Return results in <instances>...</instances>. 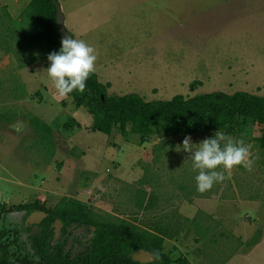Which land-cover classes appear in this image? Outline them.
Instances as JSON below:
<instances>
[{"label": "rangeland", "instance_id": "374dc122", "mask_svg": "<svg viewBox=\"0 0 264 264\" xmlns=\"http://www.w3.org/2000/svg\"><path fill=\"white\" fill-rule=\"evenodd\" d=\"M29 1L0 0V227L34 230L36 215L9 209L38 200L53 206L71 195L104 217L158 224L162 249L185 264H264L261 128L234 117L207 132L161 129L142 141L129 125L125 134L117 126L110 134L92 129L86 108L55 90L48 56L21 65L42 52L21 38ZM58 2L73 38L97 50L95 72L107 93L146 101L212 90L264 96V0ZM218 130L243 139L254 163L251 171H225L222 183L200 193L182 142L190 136L196 149ZM54 226V239L66 237L72 254L86 242V227Z\"/></svg>", "mask_w": 264, "mask_h": 264}, {"label": "trees", "instance_id": "16d2710c", "mask_svg": "<svg viewBox=\"0 0 264 264\" xmlns=\"http://www.w3.org/2000/svg\"><path fill=\"white\" fill-rule=\"evenodd\" d=\"M30 22L25 24V15ZM22 39L25 45L35 44L42 49L39 55H33L28 62H36L51 52H59L62 47L60 27L53 0H30L22 15ZM71 33V32H70ZM72 35V34H71ZM8 43V39H6ZM107 83H103L93 73L87 81L83 93L73 91L69 95L75 106L83 105L91 115V128L111 133L113 127L140 135L141 141L153 132L163 130V134H181L207 132L234 117L249 124H257L261 133L257 138L264 153V96L243 90L233 93L224 91H204L191 95L174 93L168 98L146 101L136 93L121 95L107 93ZM37 128L50 131L49 125L33 117ZM137 203V202H136ZM139 208H143L142 203ZM138 205V204H137ZM44 213L37 231L30 236L29 251L17 249L18 253H9L4 241L0 240V264H185L184 258H172L162 249L165 230L158 224L144 228L136 224V218L128 221L116 217H104L80 199L64 195L53 206L36 201L17 205L9 210H23ZM55 219L59 220L62 230L72 224L84 225L90 233L85 244L72 254L65 248L64 239H54ZM16 242V239H14ZM24 245V244H23ZM25 248V247H23ZM144 249L152 256L151 262L142 263L132 259V254ZM21 252V253H20Z\"/></svg>", "mask_w": 264, "mask_h": 264}, {"label": "clouds", "instance_id": "9594fccd", "mask_svg": "<svg viewBox=\"0 0 264 264\" xmlns=\"http://www.w3.org/2000/svg\"><path fill=\"white\" fill-rule=\"evenodd\" d=\"M61 43L59 52H51L47 57L51 62L47 67L48 77L60 97H67L73 91L83 93L88 79L96 71L98 52L84 40L68 36L62 37ZM193 145L191 137L186 136L182 148L190 153L193 171H198L195 180L200 193L222 183L227 170L238 166L252 170L254 161L250 147L243 139H234L218 130L212 138L200 142L198 148L194 149Z\"/></svg>", "mask_w": 264, "mask_h": 264}, {"label": "flooded vegetation", "instance_id": "af4514ba", "mask_svg": "<svg viewBox=\"0 0 264 264\" xmlns=\"http://www.w3.org/2000/svg\"><path fill=\"white\" fill-rule=\"evenodd\" d=\"M13 211H16V210H13ZM17 211H23L24 214L26 213L27 216L34 214V215L37 216V218H39V220H38V222L36 224L33 225L34 226V230L32 229V227H27V224L19 226L18 228H16V227L11 228L12 224H9L10 228L9 227H6V228H3V227L1 228L0 227V240L5 242L3 244L7 246L6 248L8 249V252L10 254L11 253H18L17 249L22 251L23 247H26V249L28 247L27 250L28 251L30 250L29 249L30 236L33 235L37 231L38 226H39V224H40V222H41V220L43 218L42 213L37 212V211L29 212V213H27V211L25 209L17 210ZM1 217L3 218L4 216H0V222L4 221V220H1ZM10 223H11V221H10ZM73 225H77V227H84V225H79V224H73ZM59 227H60L59 230L61 231L62 230V226L60 225ZM89 234L90 233L87 234L86 239H87ZM14 239H16V242H14ZM24 253L26 254L27 252H24ZM20 264H23V263H20Z\"/></svg>", "mask_w": 264, "mask_h": 264}, {"label": "water", "instance_id": "95a60500", "mask_svg": "<svg viewBox=\"0 0 264 264\" xmlns=\"http://www.w3.org/2000/svg\"><path fill=\"white\" fill-rule=\"evenodd\" d=\"M53 1H54V4H55V10L57 12V22H58V25L60 27L61 34L63 36H68V37L73 38V36L71 35L70 30L67 28V25H66V22H65L64 10L61 9V5L58 2V0H53ZM43 214L44 213H42V215ZM55 222L59 223V220L55 219L54 223ZM55 232H56V230H55ZM132 259L135 260V261L146 263V262H151L153 260V256L148 251H146L144 249H139V250L135 251L132 254Z\"/></svg>", "mask_w": 264, "mask_h": 264}]
</instances>
